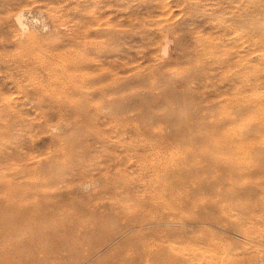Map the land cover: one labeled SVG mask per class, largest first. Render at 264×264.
I'll use <instances>...</instances> for the list:
<instances>
[{
	"label": "rangeland",
	"instance_id": "1",
	"mask_svg": "<svg viewBox=\"0 0 264 264\" xmlns=\"http://www.w3.org/2000/svg\"><path fill=\"white\" fill-rule=\"evenodd\" d=\"M0 93V200L171 198L225 227L135 264H264V0H0ZM2 244L1 263L39 264Z\"/></svg>",
	"mask_w": 264,
	"mask_h": 264
},
{
	"label": "bare ground",
	"instance_id": "2",
	"mask_svg": "<svg viewBox=\"0 0 264 264\" xmlns=\"http://www.w3.org/2000/svg\"><path fill=\"white\" fill-rule=\"evenodd\" d=\"M16 19L19 23H21V13L16 15ZM11 60L14 61L13 59H11ZM18 60H17V62H18ZM4 61L5 60H3V63H5ZM8 61H6V62H8ZM17 62H14V63H17ZM24 62H26V61H24ZM36 62H38V61H36ZM36 62H35V64H36ZM27 65L28 64L26 62V66ZM30 65H33V64L31 63ZM18 66H19V64H18ZM21 66H22V64H21ZM34 66L32 69H36L37 67H39V66H37L36 68H34ZM19 68H21V70H22L23 67L19 66ZM26 70H27V68H26ZM27 71L30 72L29 69ZM31 77L29 76L27 78H31ZM24 79H26V78H24ZM33 80H34V78H33ZM19 81H20V79H19ZM36 81H37V79H36ZM33 82H35V81H33ZM31 83H29V84H31ZM2 84L5 85L7 88L6 83H2ZM16 85H18V84H16ZM21 85H24V84H20L19 86L21 87ZM19 88H18V90H20ZM22 88H21V90H22ZM26 90H29V89L26 88ZM35 92H36V90H35ZM17 93H18V91H17ZM17 97H18V95H17ZM23 97H24V95H23ZM0 99H1V97H0ZM31 99L33 100V98H30V100ZM28 100H29V98H28ZM9 101H8V103H9ZM4 106H6V108H7L6 103ZM6 108H5V110L8 111L9 109H6ZM11 111L12 110L10 109V112ZM234 121H236V120H234ZM240 149H241V147H240ZM197 165H199V163H197ZM230 165H232V163ZM233 166L234 165H232V168H233ZM235 170H236V168H235ZM242 174L243 173H241L240 175H242ZM228 175L232 176L233 174H228ZM222 176L224 177L223 179H225L226 176H224V175H222ZM239 177H237V178H239ZM235 178H236V176L233 178L231 177V179H235ZM237 178H236V180L238 181ZM216 179H219V178H216ZM216 179H213V180L215 181ZM220 179H222V178L220 177ZM220 179H219V181H220ZM233 181H235V180H233ZM237 181H235V182H237ZM224 182H225L224 184L227 185L226 181H224ZM221 183H223L222 180H221ZM231 184H232V182H231ZM167 185H170V184H167ZM221 185H223V184H221ZM230 186L231 185H229V187ZM238 191L239 190H237V193H238ZM233 192H235V191H233ZM39 198H42V196H40ZM163 199L164 198H161V199H156V198L152 199L151 198V199L142 201V203H136L133 205L127 204V205L121 206V207H119V206L114 207L115 209L117 208V210H114L113 212H105L103 210L102 211L98 210L97 209L98 207L97 208L90 207L86 211L79 212V213H68L64 209L61 210V209H56V208L55 209L49 208L46 202H48L50 199L38 200V197L36 199L33 198V199L27 200V201H23V200H21V201L6 200L5 201L2 199V200H0V246L3 245L2 243H6L7 246L5 248H7L8 250H15V249H18L20 247H25L26 249H29L31 251H37L38 250L41 254V259H40L39 264H135L137 262L140 263V261H142L141 259H143V256L145 257L144 258L145 260H146V258L151 256V254H152L151 247L154 243H156V245H157V242H160V243L163 242L164 243L165 241H167V242L169 240L171 241V239L178 236L179 234L182 235L181 239L183 240L186 237L191 236L189 234L190 232L194 233V232L201 231L202 223L209 224L210 226L215 227V228H218V227L221 228L222 225L225 227L224 224H221V222H220L221 219H220V221L217 220L220 223H208L209 221L207 222L205 219H203V220H205L203 222V220L201 218H203L204 216L200 218V216H201L200 214H199L200 216H196V218H190V217H188V215L186 216L187 213L184 212L185 210L183 211L181 208H178L176 205H174L176 202L175 201L176 199L174 200L175 201L174 204H172L171 198H170V200H163ZM216 201H218V200H216ZM52 202H54L53 199H51L50 203H52ZM217 203L221 204V202H217ZM214 205H216V203ZM223 205H220V207ZM102 207H104V206L102 205ZM216 207H217V205H216ZM224 207H225V205H224ZM156 208L160 209L161 211L160 212H152L151 211L152 209H156ZM218 208H219V206H218ZM106 211H109V210L107 209ZM223 212H225V211H223ZM226 215L224 217H226ZM249 215H251V214H249ZM208 217H210V216H208ZM208 217H207V219L209 220ZM252 217L254 218V216H252ZM261 217H263V215H260V218ZM249 218H248V220H249ZM211 220H210V222H211ZM213 220H215V219H213ZM257 220H260V219L257 218ZM227 221H228V219H227ZM243 222H244V219H243ZM252 222L253 223L255 222L254 224L259 223V222L257 223L256 221H254V219ZM252 222H251V225L253 227ZM262 223H264V220ZM234 224H235V222H234ZM234 224H232V225H234ZM235 225L233 227L234 229H235ZM227 226L228 225H226V227ZM237 226L238 225H236V227ZM244 227H243V232H244V234H246L248 232V230H247L248 226L246 227L247 231H245ZM252 227H250V229L249 228L248 229L249 230L255 229L254 228L255 226L253 228ZM233 228H232V230H234ZM257 228H258V226H257ZM237 229H240V228L238 227ZM259 229H260V227H259ZM263 230L264 229H262L261 231H263ZM243 232H242V234H243ZM253 232H254V230H253ZM257 232H258V230H257ZM234 233H235V231H234ZM250 234H247V235H250ZM239 235H240V232H239ZM257 235H258V233H257ZM257 235L255 237L257 239H263L264 238V234L260 235V233H259V235H260V236L258 235L259 237H257ZM22 236L24 239H21ZM179 237H181V236H179ZM196 238H198V237H196ZM244 238L247 239L248 237H244ZM175 239H174V241H176ZM189 239L191 240V238H189ZM177 240H179V239H177ZM187 240H188V238H187ZM257 242H253V243L256 244ZM177 243H175V244H177ZM181 243H183V242H181ZM191 243H192V241H191ZM193 244H191L190 246H192ZM198 244H200V243H198ZM257 245H258V243H257ZM174 246L177 247L176 245H174ZM194 246L196 247L195 244H194ZM152 248H154V247H152ZM140 249H143L144 253L139 252L138 250H140ZM174 249H175L174 250L175 253H177L176 248H174ZM263 250H262V252H263ZM154 251H155V248H154ZM156 252H155V254H156ZM169 252H167V253H169ZM178 254H179V252H178ZM188 256H186V257L189 258ZM191 256H193V255L191 254ZM190 258H189V261H190ZM26 260L25 259L24 260L15 259V258L10 257V258H6L4 263L0 262V264H33V262H31V261L29 262ZM253 260L254 259H252V261ZM250 261H248V262H250ZM250 263H253V262H250Z\"/></svg>",
	"mask_w": 264,
	"mask_h": 264
}]
</instances>
